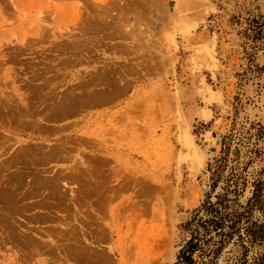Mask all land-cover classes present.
Listing matches in <instances>:
<instances>
[{
    "label": "rangeland",
    "instance_id": "1",
    "mask_svg": "<svg viewBox=\"0 0 264 264\" xmlns=\"http://www.w3.org/2000/svg\"><path fill=\"white\" fill-rule=\"evenodd\" d=\"M229 138L264 226V0H0V264H172Z\"/></svg>",
    "mask_w": 264,
    "mask_h": 264
},
{
    "label": "trees",
    "instance_id": "2",
    "mask_svg": "<svg viewBox=\"0 0 264 264\" xmlns=\"http://www.w3.org/2000/svg\"><path fill=\"white\" fill-rule=\"evenodd\" d=\"M249 28L252 37H261L263 20L253 16L249 20ZM222 142L221 155L215 159L214 164H209L212 168L210 189L205 192L204 199L194 209L192 216L181 223V229L188 234L187 238L180 243L172 264H212L216 255L235 233L240 241L246 236L250 243L255 241L264 245V226L255 221L249 224L250 220L246 213L249 208L261 201L262 180L260 178L252 180L251 195L243 204L239 200V195L247 185V178L242 171L244 167L239 169L235 164L238 160L237 155L230 156V138L227 141L223 139ZM238 142L239 140L234 142V149H231V152L237 151ZM259 208H262L261 204ZM243 222H246L243 226L245 234L240 232L242 226L239 224ZM243 248L242 257L233 263L229 261L231 258L227 257L226 264H264V250L247 262L245 259L247 249L244 243ZM195 252H199V260L194 256Z\"/></svg>",
    "mask_w": 264,
    "mask_h": 264
},
{
    "label": "water",
    "instance_id": "3",
    "mask_svg": "<svg viewBox=\"0 0 264 264\" xmlns=\"http://www.w3.org/2000/svg\"><path fill=\"white\" fill-rule=\"evenodd\" d=\"M229 243H231V242H229ZM229 243L221 250L220 255L218 257V263L217 264H220L221 262H222L221 264H224L225 254L228 251L229 247L231 246Z\"/></svg>",
    "mask_w": 264,
    "mask_h": 264
},
{
    "label": "bare ground",
    "instance_id": "4",
    "mask_svg": "<svg viewBox=\"0 0 264 264\" xmlns=\"http://www.w3.org/2000/svg\"><path fill=\"white\" fill-rule=\"evenodd\" d=\"M82 183V182H81Z\"/></svg>",
    "mask_w": 264,
    "mask_h": 264
}]
</instances>
